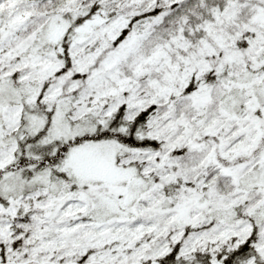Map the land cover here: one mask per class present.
<instances>
[{
  "label": "snow or ice",
  "instance_id": "snow-or-ice-1",
  "mask_svg": "<svg viewBox=\"0 0 264 264\" xmlns=\"http://www.w3.org/2000/svg\"><path fill=\"white\" fill-rule=\"evenodd\" d=\"M0 264H264V0H0Z\"/></svg>",
  "mask_w": 264,
  "mask_h": 264
}]
</instances>
